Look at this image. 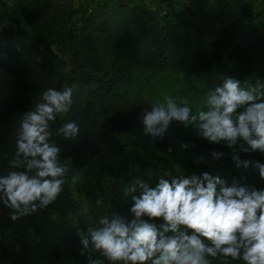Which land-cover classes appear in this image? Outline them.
Returning <instances> with one entry per match:
<instances>
[{"label":"trees","instance_id":"16d2710c","mask_svg":"<svg viewBox=\"0 0 264 264\" xmlns=\"http://www.w3.org/2000/svg\"><path fill=\"white\" fill-rule=\"evenodd\" d=\"M18 1L22 23L0 0V176L13 170L19 122L48 88L78 86L71 110L51 127L55 132L74 121L80 133L70 141L53 136L69 167L53 204L12 221L0 197V264H88L79 232L113 212L132 219L125 188L137 180L156 187L161 179L208 173L228 186L264 190L254 166L264 164V153L242 151L248 147L242 140L231 148L210 143L193 125L175 121L163 138H153L141 113L164 100L128 99L131 74L140 69L176 75L172 97L193 112L205 108L207 92L227 78L243 87L264 83V8L255 14L245 0H154L153 6L106 0L71 23L79 9L70 0ZM234 155L254 163L237 167ZM72 176L79 178L80 200L71 196ZM149 222L162 230V218ZM212 264L244 262L219 257Z\"/></svg>","mask_w":264,"mask_h":264},{"label":"clouds","instance_id":"9594fccd","mask_svg":"<svg viewBox=\"0 0 264 264\" xmlns=\"http://www.w3.org/2000/svg\"><path fill=\"white\" fill-rule=\"evenodd\" d=\"M78 91L76 85L48 88L19 122L9 161L13 170L0 176V197L11 209L12 221L47 208L63 191L69 167L53 136L75 140L80 127L69 121L53 132L51 125L71 110ZM141 116L145 133L153 138H163L175 121L193 125L210 143L224 142L231 148L242 140L248 146L242 151L264 153V83L260 81L243 87L227 78L207 92L205 108L196 112L167 96ZM233 160L237 167L254 163L241 161L238 155ZM254 166L264 179V164ZM71 182L77 178L72 176ZM130 194L132 219L113 212L79 232L80 255L89 254L88 264H212L219 257L264 264V190L228 186L219 176L203 173L171 182L161 179L156 187L137 180L125 188V195ZM160 218L162 230L149 222Z\"/></svg>","mask_w":264,"mask_h":264},{"label":"rangeland","instance_id":"374dc122","mask_svg":"<svg viewBox=\"0 0 264 264\" xmlns=\"http://www.w3.org/2000/svg\"><path fill=\"white\" fill-rule=\"evenodd\" d=\"M10 5L15 10V17L23 22L24 12L23 6L19 3L18 0H7ZM73 7L79 9L77 13L73 14L71 23L80 20L81 13L85 10H92L97 7H104L107 4L106 0H70ZM130 0H119V2H129ZM249 3L251 10L256 14L260 13L264 8V0H245ZM113 2V1H111ZM141 3L145 5H152L154 0H140ZM117 3V2H116ZM110 6H116L113 3L109 4ZM118 13H121L118 11ZM9 25L8 23L6 24ZM104 44V43H103ZM100 46L103 48L105 44ZM178 78L176 75L167 72H160L155 70H136L131 74L128 99L131 102L151 104L164 100L167 96H172L175 94L178 84ZM77 178L76 183L69 182V190L71 196L75 200H80V197L77 193L79 187V178Z\"/></svg>","mask_w":264,"mask_h":264},{"label":"crops","instance_id":"0c3cea01","mask_svg":"<svg viewBox=\"0 0 264 264\" xmlns=\"http://www.w3.org/2000/svg\"><path fill=\"white\" fill-rule=\"evenodd\" d=\"M136 1H138V0H136Z\"/></svg>","mask_w":264,"mask_h":264}]
</instances>
